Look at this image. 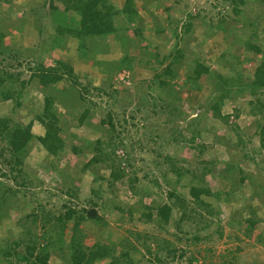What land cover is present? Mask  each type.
Segmentation results:
<instances>
[{
  "label": "rangeland",
  "instance_id": "1",
  "mask_svg": "<svg viewBox=\"0 0 264 264\" xmlns=\"http://www.w3.org/2000/svg\"><path fill=\"white\" fill-rule=\"evenodd\" d=\"M41 1L0 0L1 43L13 52H21L17 58L1 56L0 70L22 71L20 78L27 79L31 77L26 69L30 60L47 68L57 66V61L65 62L74 68L79 81L89 83L90 93L81 98L78 88L67 80L51 83L46 89L32 77L24 89L20 107L0 99V118L11 123H28L42 110L44 91L49 90L56 95L55 106L62 112L60 136L68 145L82 143L88 148L81 155L65 153L54 170L51 158L33 139L22 167L32 182L25 188L17 187L12 181L14 175L1 165L8 174L1 180L22 191L21 207H10L9 217L0 220V264H19L1 252L2 247L19 237L15 236L19 229L15 217L22 219L34 206H43L45 213L50 212L53 217L63 212L65 205L87 210L81 228L88 246L96 241H111L115 244L114 256L128 253L127 264H264V149L259 143L257 123L261 118L256 112V99L261 95L245 92L223 98L219 106L221 117L211 109L219 92L215 90L216 83L221 82H216L214 75L228 77L239 72L252 78L263 59L262 54L249 49L238 53L241 44L235 34L246 27L244 20L254 22L252 27L249 22L247 28L258 30V40L253 44H259L264 51V0H245L238 16L230 0H133L138 19L133 24L120 12L115 23L121 33L134 38L136 47L125 43L119 35L116 40L111 35L103 40L108 43L107 51L91 46L86 55L78 53L77 41L71 36L56 42L55 24L48 12L44 15L41 10L32 11ZM112 2L118 10L125 4V0ZM67 14L66 21L79 17L74 11ZM188 15H194L193 26L185 34L181 24ZM222 17L227 20L226 28L231 26L234 31L231 34L211 25ZM176 23L184 51L182 60L186 62H174L171 67L177 74H189L186 64H191L197 54L211 68L196 91L181 89L182 76L173 78L167 86H160V77H154L171 61L169 50L176 41L158 30L161 26L171 30ZM142 25L141 35L135 38L131 26ZM237 53L240 55L234 61L232 54ZM126 54L133 57L131 68H120L119 60ZM88 106L94 117L90 122L80 123V112ZM108 111L112 112L113 128L106 120L105 124L100 123ZM201 115V121L195 124L194 118ZM195 130H199V135L192 142ZM32 131L40 135L44 127L34 120ZM117 133L123 144L113 156L121 162L120 168L126 174L123 179L114 181L110 169L102 162L84 170L96 140L107 145ZM200 144L206 146L203 152L197 150ZM167 156H174L185 169L180 184L175 182V173L168 170ZM205 168L207 173L203 174ZM239 170L246 176L244 183L239 181L242 174ZM133 176L136 180L131 189L129 180ZM165 178L174 182V190L186 200L184 204H176L169 221L160 225L145 220L141 214L147 211L146 206L167 201L171 186ZM189 184L210 189L211 194L201 196L206 205L191 201ZM71 185L78 189L75 197L66 191ZM216 190L221 193L218 197L213 193ZM95 216L100 219H94ZM249 220L256 221L250 232ZM55 223L56 219L50 224ZM43 233L45 228L40 224L36 239L40 244L46 241L41 238ZM257 233L261 234L259 241ZM69 238L70 226L61 235V247L49 248L50 264H67L70 252L63 249V243H69ZM62 253L65 259L60 258ZM109 260L100 257L93 264H108Z\"/></svg>",
  "mask_w": 264,
  "mask_h": 264
},
{
  "label": "trees",
  "instance_id": "2",
  "mask_svg": "<svg viewBox=\"0 0 264 264\" xmlns=\"http://www.w3.org/2000/svg\"><path fill=\"white\" fill-rule=\"evenodd\" d=\"M229 2L234 5L232 6V10L235 15L238 16L239 13H241L240 6L244 5L245 0H230ZM132 3L133 0H125L124 6L118 10L117 6L114 2H112V0H42L41 3L38 4L37 7H35L32 11L35 12L41 10L43 11L44 15H46L48 12V14L51 16L52 23L55 24L57 35L56 42L60 41L63 37L71 36L77 41L78 53L80 55H86L88 50L91 49V46L94 49L98 48L101 51H107L108 43H104L103 40H108L111 35H113L114 40L118 39L117 35H119L121 38H123L125 43L128 42L132 45V47H136L137 42L133 40L134 38L130 39L126 33L125 35L124 33H121V28L116 26L115 23L120 12L124 13L127 18H129L131 23L138 19L137 11L133 7ZM59 5L62 6V9L59 7ZM68 11H74L79 17L66 21L68 18ZM194 15H196V13ZM194 15H188V17L182 22L181 26L183 27V33L186 34L191 30L193 26L192 20ZM244 21L246 27L240 28L239 32L235 34L237 41L241 44L240 48H243H239L240 51L238 53L249 49L255 53L262 54L263 59L256 66L252 78H246L239 72L235 76L228 77H222L220 75L215 76L213 74L214 80H216V82H221L216 83L217 88L215 90L219 92H217V102L211 104V109L216 110L215 115L221 117L222 114L220 113L219 106L221 105L223 98L230 96L234 97V93L238 96L243 95L245 92H248L251 95L260 94L261 98L257 97L256 99L258 102V110L256 112L260 114L261 118V120H259L257 123V131L260 146L262 149H264V51H262L259 44H253V42L258 40V30L250 28L248 29L247 24L250 21ZM226 22L227 20L225 17H222L216 25H211H213V28H221L228 32L227 34H231L234 31L232 30L231 26L230 29L226 28ZM208 24V26L211 27L210 22H208ZM248 25L253 26L254 22H250ZM131 27L134 31L132 34L136 36L135 38H139L137 36L139 34L141 35L144 25L141 27ZM126 28L127 27L124 29ZM158 32L167 33L166 37L173 36V38L176 40L175 44L169 50L171 61L162 69L160 74H156L154 76L157 79L160 77L158 80L160 86H167L173 78H180L182 76L181 89L186 91L198 90L197 87L199 86L201 79L205 74H209L211 68L201 59L200 56H197L196 54L193 62L191 64H186V66L190 69V73H184L183 75L177 74L175 72V68L171 67L172 64L174 62H186V60H182L184 57V51L180 44L181 35L178 30V23H176L174 27L171 28V30H166L165 27L161 26ZM1 36L2 34L0 32V57L12 55V57L17 58L21 52H13L12 49L5 47L1 43ZM102 42L104 44H101ZM10 52H12V54H9ZM238 53L232 54L234 61L238 60L240 55H238ZM127 55L128 54L119 60L120 68H131L130 62L133 57H129ZM205 58H208V55H206ZM19 65H21V62ZM26 65V69L31 72V77L27 79L20 78L23 74L22 71L9 72L7 70H0L1 100L12 101L15 103V107H20L22 105L21 99L23 97L24 89L30 84L32 77L37 79L39 85L44 86L46 89L51 83H56L60 80H67L70 81L76 88H78V91H80L79 96L82 95L81 98H84V94L89 95L90 93L89 83H83L79 81L80 78L78 79L77 76L74 75V68L65 62L57 61V66L51 68L40 66L32 60L26 63ZM91 89L93 88L91 87ZM95 89L98 90L99 88ZM56 99L57 97L55 94L49 90H45L43 94L42 110L35 114L34 118L26 124H22L20 122L11 123L7 118H0V220L5 217H9V212H7V210H9L10 207H21L19 193L22 190L21 188H16V186L25 188V186L31 185L32 183L31 180H28V175L25 174L22 167L25 163V156L30 153L33 139H36L38 145L41 146L45 153H47V155L51 158L50 165L54 170L57 169V161L60 160L65 153L72 152L75 155H81L84 153L85 149L88 148V146L82 143L68 145L63 137L60 136L59 133L61 131V126L59 123L62 112L57 110L55 106ZM93 117L94 114L90 113V107L88 106L82 109L78 119L80 123L84 120L90 122ZM131 117L134 119L133 116ZM112 118V112L108 111L106 112V116L100 120V123L105 124L106 120L109 123V126L113 128L114 124L112 122ZM123 118L125 119L124 116ZM201 118L202 115L200 117L194 118L193 121H195V124H197L201 121ZM34 120H37L38 123L44 127L43 134L35 135L33 133L32 125ZM192 134L193 135L190 139L193 142V137H197L199 135V130H195ZM174 139L177 140L175 137ZM122 144L123 141L121 139L119 140L118 133L110 138V142L107 145L104 144L100 139H97L94 146L90 148L93 151L92 157L89 158V160L85 163L83 169L86 170L95 163L102 162L106 163L110 169V175L114 181L123 179L126 174L123 168H120L121 162L115 159L113 156L114 154L117 155L115 153V149ZM205 149L206 146L204 144L197 146V150L199 152H203ZM110 153H112V155H110ZM165 161L169 164L168 170L174 172L176 175V184H180L181 178L185 173V169L177 164L176 158L174 156L165 157ZM2 164L4 167H7L10 175H14L12 177V181H14L16 186L10 185L9 182H6L5 180H1V178L6 179L8 176L5 168H2ZM207 169L208 168H205V172L203 174L207 173ZM224 169L226 172H228L227 168L224 167ZM239 172L242 173L239 177V181L240 183H244L246 181V176L241 170H239ZM164 176L165 172L163 173V177ZM198 177L199 176H196V180H198ZM199 179H203V177L200 176ZM73 180L74 178L72 177L71 182H73ZM135 180V176L129 180L131 189H134L133 182ZM165 182L167 185L171 186V188L167 191V197L165 198L167 201H162L154 207L148 205L146 206L147 211L142 212L141 214L145 220L150 222L156 221L160 225H165L169 221L172 210L176 204H184L186 200L183 198L184 196H182V194L174 190V182L172 183L167 178H165ZM189 185L188 192L191 201H194L201 206L206 205L201 200V196L203 194H211L210 189L201 185ZM66 191L75 197L77 196L78 189L71 185ZM213 193L217 197L221 194L220 190H216V192ZM93 204H96V202ZM64 207L65 210L63 212L53 217H51L52 214L50 212L45 213L43 206L32 207L22 219L21 217H15L16 227H19L15 236L19 237L13 239L5 247H2L1 252L4 253L8 260L9 258L16 259L17 263L19 264L21 262L22 264H50L48 262L49 248L61 247V235L65 233V228L70 226V242L63 243V249L70 252V258L67 261V264H93L95 259L100 257H109L110 260L108 264H127L126 261L128 258V253L124 251L120 256H114L113 248L115 247V244H112L111 241H96V243L90 246L85 243L86 236L82 232L81 224L86 219L85 214L87 210L82 209L79 211L70 205H65ZM98 217L99 216H95L94 219ZM54 219H56L55 225L59 224L58 227L50 224ZM39 223L45 228V233L41 235V238L45 239L46 241L42 244L39 243L40 241L36 240L38 237L37 227L40 225ZM255 223L256 221L249 220V232L253 231V225ZM49 230L52 231L51 234L47 233ZM259 234L260 233L256 234L258 241L261 239V234ZM26 238L30 240L29 243L27 242ZM60 258L65 259L63 253ZM8 263H10V261H8Z\"/></svg>",
  "mask_w": 264,
  "mask_h": 264
},
{
  "label": "water",
  "instance_id": "3",
  "mask_svg": "<svg viewBox=\"0 0 264 264\" xmlns=\"http://www.w3.org/2000/svg\"><path fill=\"white\" fill-rule=\"evenodd\" d=\"M91 213H93L92 211H90Z\"/></svg>",
  "mask_w": 264,
  "mask_h": 264
}]
</instances>
